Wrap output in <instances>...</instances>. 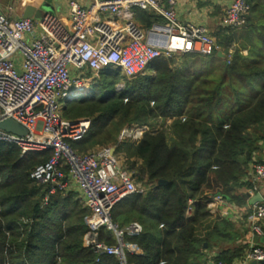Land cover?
<instances>
[{"label": "trees", "instance_id": "trees-1", "mask_svg": "<svg viewBox=\"0 0 264 264\" xmlns=\"http://www.w3.org/2000/svg\"><path fill=\"white\" fill-rule=\"evenodd\" d=\"M245 1V25L220 27L212 35L223 56L217 51L159 57L149 66L152 75L126 81L120 91L114 89L118 72L105 69L90 95L63 104L64 118L91 120L84 138L70 142L79 153L115 145L124 125L171 119L164 129L116 148L128 169L139 163L134 178L147 187L111 211L119 228L133 221L142 225L139 236L125 237L139 251L128 255L132 264H205L214 248L216 262L231 263L247 251L228 252L227 243L237 238L234 224L206 208L216 194L243 206L247 195L238 191L252 187L250 165L264 164L253 159L258 141H264V0ZM137 15L146 28L162 20ZM50 154L21 156L15 145L0 141V264H118L107 255L96 262L97 254L83 246L89 211L77 193L56 191L44 202L49 185L30 173ZM160 179L168 183L158 185ZM102 235L113 242L108 232Z\"/></svg>", "mask_w": 264, "mask_h": 264}, {"label": "built area", "instance_id": "built-area-1", "mask_svg": "<svg viewBox=\"0 0 264 264\" xmlns=\"http://www.w3.org/2000/svg\"><path fill=\"white\" fill-rule=\"evenodd\" d=\"M15 1L7 0L0 6V122L12 119L26 134L0 129V141L15 145L21 156L50 152L49 159L30 173L38 184L49 185L44 202L50 194L68 191L74 184L89 211L83 246L97 254L96 262L99 256L107 255L118 264H132L128 255L139 251L125 237L139 236L142 225L133 221L119 228L111 220V211L118 202L144 193L147 187L136 183L134 171L123 165L124 155L116 148L125 142H139L145 132L164 129L171 119L160 118L157 123L166 121V125L158 130L149 124L126 125L115 145L79 153L70 142L84 138L91 120L64 118L63 104L90 95L89 88L105 69L118 72L121 79L115 87L121 88L126 81L147 74L159 57L210 56L220 47L207 26L179 20L177 0H91L87 6L69 0L68 19L47 12L39 19L14 18ZM135 10L162 20L143 28L134 21ZM249 11L245 0H229L220 25L240 28ZM251 182L249 190L258 191L264 182L263 163L251 165ZM224 200L216 194L208 205ZM263 220L264 197L253 204L248 217L252 236L264 235ZM103 231L109 233L112 243ZM257 260H264V247L252 242L241 264Z\"/></svg>", "mask_w": 264, "mask_h": 264}, {"label": "crops", "instance_id": "crops-1", "mask_svg": "<svg viewBox=\"0 0 264 264\" xmlns=\"http://www.w3.org/2000/svg\"><path fill=\"white\" fill-rule=\"evenodd\" d=\"M35 1L36 0H18V1L16 0L15 1L16 14L20 15L26 5L34 4ZM50 1L53 6H55L56 4L58 5L57 8L56 6L54 7L55 8L54 14L59 15L62 18L68 19L69 0H50ZM78 1L80 2V4L84 6H87L91 3V0H78ZM228 5H229V0H177L176 11L178 18L181 22H193L196 24L205 25L208 27L210 34L212 35V31H211L212 29H217L222 27L220 25V19L224 14V10ZM138 12H142V11L135 10L134 21L141 27L146 28L145 25L137 19ZM148 14H152V13H148ZM260 14L262 15L261 12H259V15ZM235 45L236 44L233 43L228 48V53L233 52ZM241 53L243 55H247L248 48L242 49ZM147 73L151 74L153 73V71L150 69ZM257 147L258 149L253 153V159L257 158L264 161V141L259 140L257 143ZM250 176H251V171H250ZM68 191H74L75 193H77V196L81 200L80 193L74 184L70 185ZM238 193L247 195L245 204H243V206H237L236 204L225 199L224 202L221 204L214 203L211 204L210 206L208 205L210 201L209 200L206 204V208L213 217H215L216 215H220L221 217L227 218L234 224L235 227L234 231L237 233L236 234L237 238L235 242L227 243L228 252L229 249L233 250L235 248L237 249L242 247L244 253L251 245L252 237H253L248 225V217L252 211V206H253L252 201L255 198L258 199L257 195L264 197V182L261 183L258 191L252 192L249 189L243 188L240 189ZM262 226L264 227V220L262 222ZM217 255H218L217 248L208 251V253L206 254L205 264H215L216 263L215 258L217 257ZM244 256L233 258L231 263L241 264L244 260ZM245 264H251V262Z\"/></svg>", "mask_w": 264, "mask_h": 264}, {"label": "water", "instance_id": "water-1", "mask_svg": "<svg viewBox=\"0 0 264 264\" xmlns=\"http://www.w3.org/2000/svg\"><path fill=\"white\" fill-rule=\"evenodd\" d=\"M42 0H36L34 2V4H28L25 6V8L23 9V11L21 12L20 15L16 14L14 16V18H34V19H39L42 15L39 13L40 11L38 10V4L41 2ZM56 8L58 7V5H55ZM54 6V7H55ZM219 56H223V54L221 53V51L218 52ZM0 129L5 130L7 132H11V133H15L17 135H25L26 134V130L24 127H22L20 124H18L17 122H15L12 119H6L0 122ZM115 148L111 147V152H114ZM168 183V181L160 179L158 181V185H166ZM258 199L255 198L252 203L254 204L257 201L261 200V196L257 195ZM257 199V200H256ZM252 242L256 243V244H262L264 245V235L263 236H257L254 235L252 237ZM251 264H264V260H257V261H251Z\"/></svg>", "mask_w": 264, "mask_h": 264}, {"label": "rangeland", "instance_id": "rangeland-1", "mask_svg": "<svg viewBox=\"0 0 264 264\" xmlns=\"http://www.w3.org/2000/svg\"><path fill=\"white\" fill-rule=\"evenodd\" d=\"M6 2H7V0H0V6H4L5 4H6ZM264 3V2H263ZM38 10L40 11L39 13L42 15L43 13H50V14H54L55 13V8H54V6L52 5V3H51V1L50 0H42L39 4H38ZM216 30L217 29H212L211 31H212V35L214 34V32H216ZM214 36V35H213ZM216 38V37H215ZM220 47V46H219ZM176 57H178V56H176ZM150 69H148V71H149ZM147 71V72H148ZM147 75H152V73L151 74H149V73H147ZM144 76V75H143ZM116 85V84H115ZM125 86V85H124ZM124 86H122L121 88H116L115 86H114V89L116 90V91H120V90H122L123 88H124ZM110 90H112V87L110 88ZM91 91V90H90ZM62 103L64 102V100H62L61 101ZM79 119V118H78ZM157 121H161V119L160 118H156L155 120H154V123H153V126H154V128L155 129H159V127L161 126H164V125H166L165 124V122L166 121H164L163 123L162 122H158L157 123ZM168 123V122H167ZM126 125H124L123 127H125ZM122 127V128H123ZM121 128V129H122ZM120 129V130H121ZM119 130V131H120ZM159 131V130H158ZM119 133V132H118ZM118 135V134H117ZM123 165L124 166H126V161H125V159H124V157H123ZM128 166V165H127ZM139 166V163H137L136 165H135V167L133 168L134 169V171H136L137 170V167ZM136 183L137 184H141L142 186H144V184L143 183H141V182H137L136 181ZM65 194V193H64Z\"/></svg>", "mask_w": 264, "mask_h": 264}, {"label": "bare ground", "instance_id": "bare-ground-1", "mask_svg": "<svg viewBox=\"0 0 264 264\" xmlns=\"http://www.w3.org/2000/svg\"><path fill=\"white\" fill-rule=\"evenodd\" d=\"M91 90V87L89 88V90L88 91H90ZM90 93H91V91H90Z\"/></svg>", "mask_w": 264, "mask_h": 264}]
</instances>
